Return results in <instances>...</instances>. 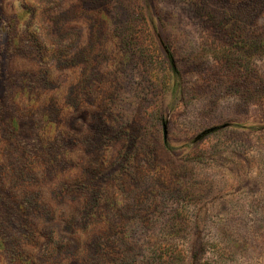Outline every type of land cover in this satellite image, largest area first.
<instances>
[{
    "label": "rangeland",
    "instance_id": "obj_1",
    "mask_svg": "<svg viewBox=\"0 0 264 264\" xmlns=\"http://www.w3.org/2000/svg\"><path fill=\"white\" fill-rule=\"evenodd\" d=\"M0 14V264H264V0Z\"/></svg>",
    "mask_w": 264,
    "mask_h": 264
},
{
    "label": "trees",
    "instance_id": "obj_2",
    "mask_svg": "<svg viewBox=\"0 0 264 264\" xmlns=\"http://www.w3.org/2000/svg\"><path fill=\"white\" fill-rule=\"evenodd\" d=\"M1 15V14H0ZM6 47L3 46V51L0 52V67H1V63L3 62L4 63V60L5 58L3 59L2 56H6ZM4 52H5V55H4ZM3 54V55H2ZM0 89H3L4 87V81L6 79V73L4 71V68L3 70H1L0 68ZM1 110H2V104L0 103V115H1ZM25 142H28V145H33L35 144L37 146V142L35 139H28L26 140ZM52 162H54L55 160L54 159H51ZM1 199V198H0ZM1 204V203H0ZM1 208V206H0ZM5 212L0 214V245L2 246L3 249H8V244H10V240L7 239L6 235H5V232H4V224L5 225H10V226H13L15 228H20L21 231L23 229H26L27 228V225L25 224V222H23L22 224L20 223V221H18V218L20 216H25L26 213L28 212H31V211H36V212H41V206L36 203L35 201H33V199H28V198H25L23 200H21L19 203H16L14 201L10 202V203H7L5 205ZM16 211H17V214H16ZM15 249L13 247V245H10V249ZM15 259V258H14Z\"/></svg>",
    "mask_w": 264,
    "mask_h": 264
}]
</instances>
